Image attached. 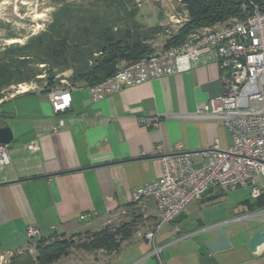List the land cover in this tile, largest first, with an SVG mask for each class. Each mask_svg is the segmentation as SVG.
Masks as SVG:
<instances>
[{
  "label": "crops",
  "instance_id": "1",
  "mask_svg": "<svg viewBox=\"0 0 264 264\" xmlns=\"http://www.w3.org/2000/svg\"><path fill=\"white\" fill-rule=\"evenodd\" d=\"M223 73L211 55L192 71L126 88L97 103L86 88L78 89L59 116L42 89L0 100V128L9 126L15 134L11 163L0 170V254L35 245L28 244L30 226L50 241L116 222L131 228L129 238L112 254H94L91 264H158L144 239L157 222L156 205L133 203L132 193L159 179L160 157L178 144L198 163L204 160L200 152L215 142L222 150L231 147L223 121L194 117L197 105L222 95ZM60 117L64 127L54 132ZM35 143L33 152L29 147ZM255 183L262 190L257 199L250 187L229 191L237 196L236 207L219 214L209 206L226 193L211 189L180 221L166 224L158 235V243L166 245L165 264H264L263 246L251 250L252 238L264 231V176H256Z\"/></svg>",
  "mask_w": 264,
  "mask_h": 264
},
{
  "label": "built area",
  "instance_id": "2",
  "mask_svg": "<svg viewBox=\"0 0 264 264\" xmlns=\"http://www.w3.org/2000/svg\"><path fill=\"white\" fill-rule=\"evenodd\" d=\"M251 6V13L245 19H235L221 28L205 29L182 45L154 51L141 60L121 61L111 77L85 87L92 102L97 103L126 88L192 71L206 64L211 55L219 60L224 72L222 95L197 105L194 117L223 121L231 132V147L222 150L215 142L200 152L204 160L198 163L191 154L182 152L178 144L175 152L160 157L159 179L132 193L133 203L151 200L156 205L157 222L144 239L151 248L149 256L158 264H165L162 253L166 245L158 243L160 231L166 224L175 222L206 191L216 189L227 193L250 187L253 199L261 196L262 190L255 179L264 176V0L261 5ZM242 9L247 10L245 6ZM22 86L18 85L21 89ZM82 88L67 85L50 92L54 113L58 116L65 113L71 107L72 92ZM32 89L28 87L17 93ZM64 124L60 117L52 131L57 132ZM29 148L35 152L38 145ZM9 153L8 146L0 145V170L10 165ZM40 236V230L28 227L29 245ZM9 254H0V261Z\"/></svg>",
  "mask_w": 264,
  "mask_h": 264
},
{
  "label": "trees",
  "instance_id": "3",
  "mask_svg": "<svg viewBox=\"0 0 264 264\" xmlns=\"http://www.w3.org/2000/svg\"><path fill=\"white\" fill-rule=\"evenodd\" d=\"M101 1L114 8L113 11L108 8L102 13L82 14L68 8L55 15L45 33L25 45L6 46L0 53V100L14 86L41 85L39 77L44 71L47 74L42 88L45 93L64 87L61 85L64 79L57 76L68 71L71 76L67 85L94 86L111 77L121 61H138L155 51L149 42L163 33L162 27L144 28L136 19L137 11L129 10L132 0ZM182 4L189 21L167 42L166 48L186 43L201 30H213L235 19H245L251 13V4L261 5L262 0H182ZM37 65L47 69L41 70ZM131 231L127 224H122L115 232L92 233L81 248L86 252L112 254L120 249ZM50 241L39 239L35 243V259L26 252L13 257L12 264H53L67 256L74 246L66 238Z\"/></svg>",
  "mask_w": 264,
  "mask_h": 264
},
{
  "label": "rangeland",
  "instance_id": "4",
  "mask_svg": "<svg viewBox=\"0 0 264 264\" xmlns=\"http://www.w3.org/2000/svg\"><path fill=\"white\" fill-rule=\"evenodd\" d=\"M68 8L70 11L74 12L81 11L82 14L87 11L102 13L109 9L110 11L114 9L109 8L108 5L101 0H0V53L6 46L18 44L25 45L32 38L45 33L52 24L55 15H58ZM133 9L137 11V21L144 28L160 26L164 30L156 39L149 42L155 51L168 49L166 48L167 42L189 21V14L182 4V0H132L129 5V10ZM221 27L218 26L217 28ZM205 31L206 30H201L197 35ZM192 37L193 35L190 36L187 41H190ZM13 40H17V42L11 43ZM37 67L41 70L47 69L44 65H37ZM43 74V76L39 77L42 81L41 85L32 83L25 86V84H22V89L18 86H14L11 88L10 94L26 90L23 88L28 87H32L35 90L42 89L47 79L46 71H44ZM70 76L71 72L68 71L57 76V78L61 77L64 79L61 85L67 86ZM236 198V194L227 195L226 193L221 197L220 202L211 204L209 208L213 212L219 214L225 213L228 209L236 207ZM191 204L188 207H191ZM194 205L195 204H193V206ZM121 225L122 224L117 225L116 222L113 224L108 223L98 232L103 230L115 232ZM92 233L95 232L66 238L67 241L73 242L74 246L71 247L67 256L62 257L53 264H91L94 260V254L96 255L97 253L103 252H86L81 248V245L86 242L87 236ZM53 242L54 241H50L49 243ZM36 248L37 246L35 244L32 245L31 248L29 247L28 249L6 255L5 258L0 261V264H12L13 257L26 252L35 259L37 256Z\"/></svg>",
  "mask_w": 264,
  "mask_h": 264
},
{
  "label": "water",
  "instance_id": "5",
  "mask_svg": "<svg viewBox=\"0 0 264 264\" xmlns=\"http://www.w3.org/2000/svg\"><path fill=\"white\" fill-rule=\"evenodd\" d=\"M15 140V134L11 127L5 126L0 128V145L8 146V149H12V143ZM210 190L203 193L202 197H205L208 195ZM182 217V214L179 215L178 221H180V218ZM264 245V231L257 233L251 240V250L253 252H257L258 249Z\"/></svg>",
  "mask_w": 264,
  "mask_h": 264
},
{
  "label": "bare ground",
  "instance_id": "6",
  "mask_svg": "<svg viewBox=\"0 0 264 264\" xmlns=\"http://www.w3.org/2000/svg\"><path fill=\"white\" fill-rule=\"evenodd\" d=\"M15 42H17V40H13V41H11V43H15ZM23 89H27V88H23Z\"/></svg>",
  "mask_w": 264,
  "mask_h": 264
}]
</instances>
